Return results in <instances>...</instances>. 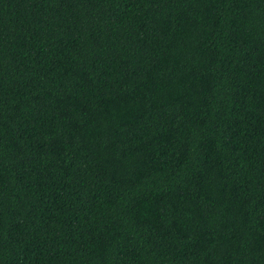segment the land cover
Returning <instances> with one entry per match:
<instances>
[{
  "label": "trees",
  "instance_id": "1",
  "mask_svg": "<svg viewBox=\"0 0 264 264\" xmlns=\"http://www.w3.org/2000/svg\"><path fill=\"white\" fill-rule=\"evenodd\" d=\"M0 264H264V0H0Z\"/></svg>",
  "mask_w": 264,
  "mask_h": 264
}]
</instances>
